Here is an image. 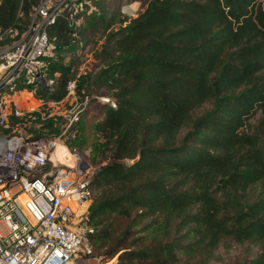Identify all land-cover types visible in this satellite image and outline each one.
Returning a JSON list of instances; mask_svg holds the SVG:
<instances>
[{
	"label": "trees",
	"instance_id": "obj_1",
	"mask_svg": "<svg viewBox=\"0 0 264 264\" xmlns=\"http://www.w3.org/2000/svg\"><path fill=\"white\" fill-rule=\"evenodd\" d=\"M41 1L0 0V30L26 29ZM103 3H85V24L104 33L88 91L104 88L115 106L99 98L106 162L89 183L83 256L209 264L235 243L257 247L236 264H264V0H147L135 17ZM78 27L49 25L54 49ZM44 58L57 76L36 95L59 102L79 76L74 62Z\"/></svg>",
	"mask_w": 264,
	"mask_h": 264
},
{
	"label": "built area",
	"instance_id": "obj_2",
	"mask_svg": "<svg viewBox=\"0 0 264 264\" xmlns=\"http://www.w3.org/2000/svg\"><path fill=\"white\" fill-rule=\"evenodd\" d=\"M82 1L42 0L26 29L0 30V38L11 39L0 46V264H75L80 250L90 251L86 232L92 228L85 219L94 170L65 142L77 112L57 134L24 135L10 126L22 115L20 93L36 95L38 86L53 83L44 72V57L54 50L48 26L59 16L76 26ZM76 82H67L59 102L36 97L56 105L73 95ZM100 100L115 106L107 97Z\"/></svg>",
	"mask_w": 264,
	"mask_h": 264
},
{
	"label": "rangeland",
	"instance_id": "obj_3",
	"mask_svg": "<svg viewBox=\"0 0 264 264\" xmlns=\"http://www.w3.org/2000/svg\"><path fill=\"white\" fill-rule=\"evenodd\" d=\"M85 1L93 3L104 2L99 7L100 9L103 7L108 14L112 10H117L129 17H135L147 2V0H83L84 9L80 20L76 24V26H79L78 33L71 36V40L69 44L64 46V50L57 51L54 49L47 55L53 54L54 57H57L56 60L61 59L65 64L74 62L73 69H75L76 74L79 76L77 84L80 85V91L75 88L73 95L56 105L40 101L34 92H22L20 93L22 115L12 118L10 126H16L20 133L24 135H34L37 133L57 134L66 128L73 113L77 112L78 119L74 120L67 129V139L65 142L69 147L71 146L77 150L93 166L92 168L95 171L106 162L105 157H103L106 153L102 154L100 152L99 144L102 141L95 132L94 125L103 117L99 98L107 90L93 87L92 90L88 91V87L92 83L90 79L92 76L89 74L94 73L102 61L99 53L101 54L100 50L104 42V33L102 29H99L95 25L85 24V14L87 12L84 5ZM44 64L45 78L53 79L56 77V73L51 74L50 72L51 68L47 58H45ZM81 78L83 80L80 82ZM28 88L30 90L33 87L29 86ZM87 92L92 94V96L88 97ZM207 109L208 105L202 106L197 110V113L201 114ZM185 132L186 129H183L179 137H182ZM77 144L80 145L78 146ZM256 250L257 247L250 244H222L215 250V255L218 258L209 264H236L253 256ZM96 259H98L100 264L101 261L105 260L103 255H100ZM113 259H116V256Z\"/></svg>",
	"mask_w": 264,
	"mask_h": 264
},
{
	"label": "crops",
	"instance_id": "obj_4",
	"mask_svg": "<svg viewBox=\"0 0 264 264\" xmlns=\"http://www.w3.org/2000/svg\"><path fill=\"white\" fill-rule=\"evenodd\" d=\"M75 264H100L98 259L96 258H85L83 256V250H80L77 255L75 256ZM115 259H112L106 263H101V264H114Z\"/></svg>",
	"mask_w": 264,
	"mask_h": 264
}]
</instances>
